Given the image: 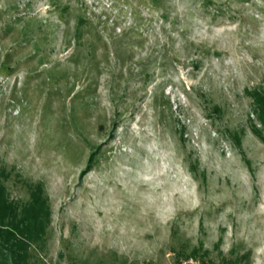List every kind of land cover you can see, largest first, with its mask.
<instances>
[{"label": "rangeland", "instance_id": "374dc122", "mask_svg": "<svg viewBox=\"0 0 264 264\" xmlns=\"http://www.w3.org/2000/svg\"><path fill=\"white\" fill-rule=\"evenodd\" d=\"M254 91L264 0H0V186L51 212L29 264H264Z\"/></svg>", "mask_w": 264, "mask_h": 264}, {"label": "trees", "instance_id": "16d2710c", "mask_svg": "<svg viewBox=\"0 0 264 264\" xmlns=\"http://www.w3.org/2000/svg\"><path fill=\"white\" fill-rule=\"evenodd\" d=\"M252 95L264 122V92L254 91ZM41 191V187H34L31 202L21 208L0 186V247L9 253L12 264H29L30 247L42 240L50 224L51 212Z\"/></svg>", "mask_w": 264, "mask_h": 264}]
</instances>
